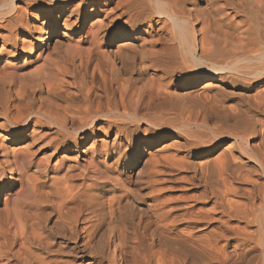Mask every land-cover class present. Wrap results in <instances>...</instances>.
<instances>
[{
  "label": "bare ground",
  "instance_id": "6f19581e",
  "mask_svg": "<svg viewBox=\"0 0 264 264\" xmlns=\"http://www.w3.org/2000/svg\"><path fill=\"white\" fill-rule=\"evenodd\" d=\"M130 259L264 264V0H0V264Z\"/></svg>",
  "mask_w": 264,
  "mask_h": 264
},
{
  "label": "rangeland",
  "instance_id": "374dc122",
  "mask_svg": "<svg viewBox=\"0 0 264 264\" xmlns=\"http://www.w3.org/2000/svg\"><path fill=\"white\" fill-rule=\"evenodd\" d=\"M131 262V263H130ZM133 263V261H132V259H130V261H128V264H132Z\"/></svg>",
  "mask_w": 264,
  "mask_h": 264
}]
</instances>
